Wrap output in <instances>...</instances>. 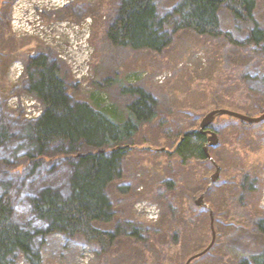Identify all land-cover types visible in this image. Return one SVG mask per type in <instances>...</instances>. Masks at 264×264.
Listing matches in <instances>:
<instances>
[{"label":"rangeland","instance_id":"1","mask_svg":"<svg viewBox=\"0 0 264 264\" xmlns=\"http://www.w3.org/2000/svg\"><path fill=\"white\" fill-rule=\"evenodd\" d=\"M119 1L0 0V130L4 124L8 133L0 137V199L12 204L16 222L45 229L47 224L32 209V198L44 188L68 191L74 155L70 158L54 148L39 157L24 133V126L42 111L28 92L27 60L43 51L70 73L72 102L90 100L91 91L103 92L113 110L125 113L129 100L121 93L125 86L142 87L158 101L157 117L129 142L123 175L107 189L114 220L96 223L106 231L120 227L119 238L103 251L83 238L38 235L35 249L43 264H186L212 242V218L215 243L191 264H240L243 257L264 250V235L254 227L264 216V121L250 125L227 116L215 121L211 129L220 142L209 153L220 174L214 183L216 167L209 159L183 162L175 148L183 133L199 130L202 118L216 108L262 114L264 55L189 29L179 32L162 53L114 47L106 31ZM256 1V18L264 27V0ZM177 2L159 0L160 14ZM220 19L224 31L246 37L248 28L229 10L221 9ZM65 24L89 28V38L77 34L73 45ZM81 43L88 47L93 74L89 90L76 81L61 57L71 60L68 51L82 49ZM247 178L252 190L244 185ZM200 198L204 204L199 206ZM139 203L153 205L157 220H148ZM129 223L139 229V236H132ZM16 264L29 262L20 255Z\"/></svg>","mask_w":264,"mask_h":264},{"label":"trees","instance_id":"2","mask_svg":"<svg viewBox=\"0 0 264 264\" xmlns=\"http://www.w3.org/2000/svg\"><path fill=\"white\" fill-rule=\"evenodd\" d=\"M158 1L120 0L107 27L108 42L114 47L162 53L179 32L189 29L201 36L224 37L234 46L254 48L264 55V27L256 18V0H178L163 15ZM223 8L248 28L245 38L222 29ZM26 74L28 92L41 103L42 113L24 126V133L39 157L54 148L74 155L70 164L73 169L66 194L44 188L31 200L36 216L47 224L45 229L22 226L14 219L12 204L0 199V264H16L20 255L29 264H43L35 238L53 233L83 238L108 251L122 229L106 231L96 226L97 222L111 223L116 215L107 189L123 175L122 162L130 150L129 142L157 117L158 101L142 87L125 86L121 91L129 98L125 113L113 110V103L108 104L100 95L103 92H92L88 101L72 102L68 95L70 73L43 51L27 60ZM93 84L100 87L98 82ZM6 134L3 124L0 137ZM206 143L207 136L199 130L186 131L175 153L183 162L204 161ZM83 146L94 150L81 153ZM244 185L253 189L248 178ZM128 226L132 236H139L137 227L131 223ZM254 227L264 235V216L255 220ZM240 264H264V250L243 257Z\"/></svg>","mask_w":264,"mask_h":264},{"label":"water","instance_id":"3","mask_svg":"<svg viewBox=\"0 0 264 264\" xmlns=\"http://www.w3.org/2000/svg\"><path fill=\"white\" fill-rule=\"evenodd\" d=\"M223 116H227L231 119H236L239 120L241 122L250 124V125H257L260 124L264 121V112L262 114H260L259 116H250L235 110H230V109H226V108H216L210 112H208L201 120L200 122V127H199V132L202 135L207 136V143L204 147V151L205 154L207 156V159H209L213 165L216 167V172L212 175L211 177V182L214 183L217 178L219 177L220 174V168L218 167V165L216 164V162L212 159L210 153H209V148L212 146H216L219 142H220V137L218 135V133L211 128V126L215 123V121L219 118V117H223ZM197 205H203V199L200 198L196 201ZM211 229H212V234H213V239L212 242L210 243V245L202 252L190 257L186 264H191V262L203 255H205L209 250H211V248L213 247L215 240H216V232H215V228H214V220L212 218V225H211Z\"/></svg>","mask_w":264,"mask_h":264},{"label":"built area","instance_id":"4","mask_svg":"<svg viewBox=\"0 0 264 264\" xmlns=\"http://www.w3.org/2000/svg\"><path fill=\"white\" fill-rule=\"evenodd\" d=\"M79 26V25H78ZM64 32L65 34H67L69 36V38L71 39V41L73 42V45H77L78 42V35H80V38H82L85 34L88 36L89 38V28L86 29H82L79 30L80 28H76L75 25H72L71 27H68L67 24H65L64 26ZM79 30V31H78ZM81 48L83 49H79V48H74L73 52L70 49L68 51L69 57L71 58V60L67 59V56H61L64 60H66L70 66V70L73 73V76L75 77L76 81L79 82L82 86H85L84 88H86L87 90H89V80L92 78L93 74L91 73V68L89 65V51H88V47H86L85 45H83L81 43ZM72 53V54H71ZM160 79H165L164 77H160ZM92 88V87H91ZM105 100L106 102L109 104V100L108 97L105 93H101L100 94ZM147 204V203H146ZM146 204H142L139 203V206H144L146 209V213L145 216L148 218V220H157L158 218V211L157 209H153L152 206L153 205H146Z\"/></svg>","mask_w":264,"mask_h":264},{"label":"flooded vegetation","instance_id":"5","mask_svg":"<svg viewBox=\"0 0 264 264\" xmlns=\"http://www.w3.org/2000/svg\"><path fill=\"white\" fill-rule=\"evenodd\" d=\"M211 129V128H210Z\"/></svg>","mask_w":264,"mask_h":264}]
</instances>
